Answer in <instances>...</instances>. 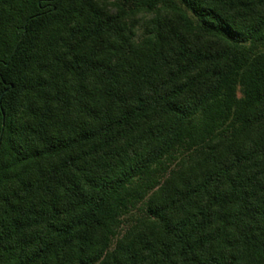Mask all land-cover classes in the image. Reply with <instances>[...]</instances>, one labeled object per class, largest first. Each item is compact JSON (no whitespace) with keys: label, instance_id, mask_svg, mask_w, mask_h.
Wrapping results in <instances>:
<instances>
[{"label":"trees","instance_id":"16d2710c","mask_svg":"<svg viewBox=\"0 0 264 264\" xmlns=\"http://www.w3.org/2000/svg\"><path fill=\"white\" fill-rule=\"evenodd\" d=\"M0 264H264V0H0Z\"/></svg>","mask_w":264,"mask_h":264}]
</instances>
